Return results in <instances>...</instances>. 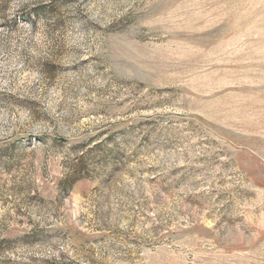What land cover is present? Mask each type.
<instances>
[{
    "label": "rangeland",
    "instance_id": "obj_1",
    "mask_svg": "<svg viewBox=\"0 0 264 264\" xmlns=\"http://www.w3.org/2000/svg\"><path fill=\"white\" fill-rule=\"evenodd\" d=\"M0 264H264V0H0Z\"/></svg>",
    "mask_w": 264,
    "mask_h": 264
}]
</instances>
